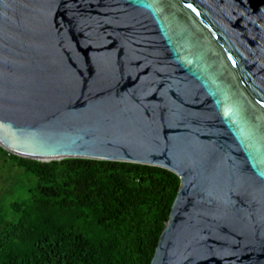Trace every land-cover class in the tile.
<instances>
[{
	"label": "water",
	"instance_id": "water-1",
	"mask_svg": "<svg viewBox=\"0 0 264 264\" xmlns=\"http://www.w3.org/2000/svg\"><path fill=\"white\" fill-rule=\"evenodd\" d=\"M0 147L168 170L152 264H264V0H0Z\"/></svg>",
	"mask_w": 264,
	"mask_h": 264
},
{
	"label": "trees",
	"instance_id": "trees-1",
	"mask_svg": "<svg viewBox=\"0 0 264 264\" xmlns=\"http://www.w3.org/2000/svg\"><path fill=\"white\" fill-rule=\"evenodd\" d=\"M0 164L37 180L28 202L0 207V264H152L181 186L134 163L41 162L0 147Z\"/></svg>",
	"mask_w": 264,
	"mask_h": 264
},
{
	"label": "rangeland",
	"instance_id": "rangeland-1",
	"mask_svg": "<svg viewBox=\"0 0 264 264\" xmlns=\"http://www.w3.org/2000/svg\"><path fill=\"white\" fill-rule=\"evenodd\" d=\"M4 170L0 164V207L6 209L15 202H28L37 186L36 178L21 169L7 170L2 175Z\"/></svg>",
	"mask_w": 264,
	"mask_h": 264
}]
</instances>
